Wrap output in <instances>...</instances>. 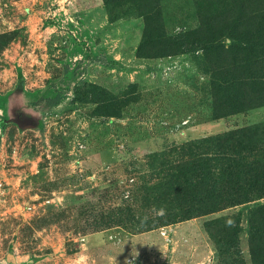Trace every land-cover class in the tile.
Masks as SVG:
<instances>
[{
    "label": "rangeland",
    "instance_id": "obj_1",
    "mask_svg": "<svg viewBox=\"0 0 264 264\" xmlns=\"http://www.w3.org/2000/svg\"><path fill=\"white\" fill-rule=\"evenodd\" d=\"M151 25L213 42L176 53ZM262 25L264 0H0V158L38 208L0 223V264H254L264 199L168 223L146 197L187 143L264 146ZM223 218L239 234L221 255L206 223Z\"/></svg>",
    "mask_w": 264,
    "mask_h": 264
},
{
    "label": "trees",
    "instance_id": "obj_2",
    "mask_svg": "<svg viewBox=\"0 0 264 264\" xmlns=\"http://www.w3.org/2000/svg\"><path fill=\"white\" fill-rule=\"evenodd\" d=\"M262 26L256 29L257 37L254 34V38L262 47L261 53L264 55ZM163 27L160 24L162 30ZM201 30L169 37L165 31L154 34L153 32L157 31L154 30V25H151L144 41L172 46L176 53L191 51L199 49L205 43L211 45L213 42V38L208 34L198 40L200 44L195 46L197 41L190 36L200 34ZM144 46L143 43L139 48V57H157L156 54L152 56L144 52L142 49ZM165 53L161 55H169ZM247 79L252 84H260V88H264V83H259V80H264V73L261 76L253 74ZM232 81L235 83L234 90L236 86L242 84L241 78ZM239 99H242L241 96ZM62 100L63 97L59 94L48 98L45 107L55 106ZM227 107L230 113L249 109L246 106L232 104L231 99H228ZM237 137L210 136L187 143L178 152V160L164 163L166 180L160 183L158 188H150L146 200L165 212V221L177 223L264 199V146L256 143L253 137L243 136L242 142L237 140ZM227 220L223 218L206 223V229L221 255L228 247L236 249L238 246V224H229ZM251 225V253L254 264H264V206L255 211Z\"/></svg>",
    "mask_w": 264,
    "mask_h": 264
},
{
    "label": "built area",
    "instance_id": "obj_3",
    "mask_svg": "<svg viewBox=\"0 0 264 264\" xmlns=\"http://www.w3.org/2000/svg\"><path fill=\"white\" fill-rule=\"evenodd\" d=\"M14 175L12 182L8 179H0V223L11 217L18 218L25 214H36L38 210L37 205L32 200L25 199L26 188L23 175ZM47 202L50 200L45 201V203Z\"/></svg>",
    "mask_w": 264,
    "mask_h": 264
},
{
    "label": "crops",
    "instance_id": "obj_4",
    "mask_svg": "<svg viewBox=\"0 0 264 264\" xmlns=\"http://www.w3.org/2000/svg\"><path fill=\"white\" fill-rule=\"evenodd\" d=\"M3 159L2 158H0V179H2V180H5V179H8L10 182H12V179L13 178H10L9 176H8V174L9 175H14V173H12L10 170H6V169H4V165H3ZM15 171V170H14ZM15 176V175H14ZM13 176V177H14Z\"/></svg>",
    "mask_w": 264,
    "mask_h": 264
},
{
    "label": "clouds",
    "instance_id": "obj_5",
    "mask_svg": "<svg viewBox=\"0 0 264 264\" xmlns=\"http://www.w3.org/2000/svg\"><path fill=\"white\" fill-rule=\"evenodd\" d=\"M177 31H179V29ZM161 214H162V210H161ZM229 224H231V221H229Z\"/></svg>",
    "mask_w": 264,
    "mask_h": 264
}]
</instances>
